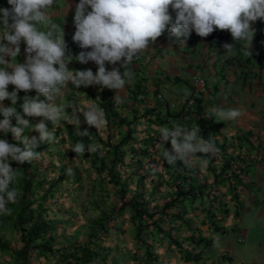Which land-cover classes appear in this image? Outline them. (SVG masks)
Segmentation results:
<instances>
[{"label": "rangeland", "instance_id": "rangeland-1", "mask_svg": "<svg viewBox=\"0 0 264 264\" xmlns=\"http://www.w3.org/2000/svg\"><path fill=\"white\" fill-rule=\"evenodd\" d=\"M75 31L68 33L67 44L74 57L81 51L91 50L82 49L73 41ZM68 67L75 71L92 66L91 61L84 64L73 59ZM14 87L10 84L8 90ZM131 87L120 96L129 94L126 114L120 113L123 104L116 102L115 89H102L100 85L76 88L68 83L52 100L53 104L64 107V115L72 123L61 120L54 127L50 120L45 121L54 132L55 140L50 144L39 143L36 148L39 155L30 163L11 162L13 168L20 169L15 186L22 195L8 205L12 209L10 215L0 214V242L6 245L0 247V264H78L82 255L71 254L85 244H90L95 254L90 264H264V217L257 218V211H253L264 210V184L259 187L251 179L258 157L264 160L261 136L257 139L243 133L231 137L235 140H225L213 127L206 131L209 119L203 118V126L199 127L191 116H181L179 106L166 108L164 105L157 114L153 111L157 107L152 108L150 101L138 105L132 101L137 96ZM25 95L32 98L39 95L41 100H46L36 90L21 91L16 107L22 115ZM3 103L11 106L10 100ZM91 105L105 113L106 122L99 130L90 127L79 113V109ZM25 118L30 121V128L44 120L38 116L25 115ZM12 123L16 124L15 118ZM79 123L81 131L87 129L86 136L90 137L82 142L86 147L95 145V152L77 154L71 149L80 140L74 141L67 127L76 132ZM176 124L200 129V135L215 142L218 151L197 154L191 167L183 163L178 167L169 165L162 152L171 148V143L157 146L159 129ZM203 130L206 133L201 134ZM24 134L39 137L34 129H25ZM7 136L0 132V138L7 139ZM121 141L125 143L115 152L113 146ZM120 153H123L121 160H117ZM226 162L246 167L247 189L243 192L239 187L237 199L229 191L226 176L214 179V172L220 173ZM185 181L196 185L208 183L210 187L195 203L186 201V209L178 218L174 217L177 207L161 217L165 204L174 198L177 185H184ZM125 202H135L145 208L146 214H156L152 218L144 216L138 235V221L133 220L130 207H123ZM21 213L24 217L19 222ZM37 218L51 224L52 240L46 248L38 250L48 237L38 239L24 258L22 230H29ZM153 219L160 220V229L153 227ZM148 221L149 227H146ZM95 222L107 224V228ZM51 248L52 252L48 251ZM59 249L69 250L67 259L60 258Z\"/></svg>", "mask_w": 264, "mask_h": 264}, {"label": "clouds", "instance_id": "clouds-1", "mask_svg": "<svg viewBox=\"0 0 264 264\" xmlns=\"http://www.w3.org/2000/svg\"><path fill=\"white\" fill-rule=\"evenodd\" d=\"M8 3L11 8H0V25L4 28L0 32V115L3 116L0 132L4 137L11 132L19 143L0 138V214L5 215L12 212L8 205L22 195L15 186L20 169L13 168L11 162L30 163L39 155L36 151L39 143L50 144L55 140L54 132L45 121L50 120L54 127L61 120L72 123L64 115V107L52 103L61 88L68 83L76 88L96 84L102 89L119 91L133 77L127 65L150 44H155L165 31L169 37L175 35L179 38L189 36L193 30L201 37H207L216 29L229 30L235 41H249L251 44L256 31L253 23L264 19V0H79L74 16L76 31L73 41L82 49L91 50L81 51L74 57L69 52L64 30L61 32L56 24L51 23L48 9L54 0H8ZM170 8L175 11V18ZM22 41L26 43V59L23 63H13L20 53ZM234 47L225 45L229 54ZM248 54L251 55L250 49ZM73 59L84 64L93 61L98 65V71H72L68 65ZM106 62L113 65L122 62L123 71L120 68L108 70ZM10 84L15 86L12 91L8 90ZM31 90L43 94L46 100H41L39 95L35 98L25 95L22 115L16 107L19 93ZM115 98L119 103V98ZM6 99L11 101V106L3 103ZM79 113L90 127L97 130L106 122L104 111L95 105L81 108ZM25 115L44 117V120L30 128L31 123ZM240 115L238 109L232 108L205 111L206 118L218 122L236 119ZM25 129H34L39 137L30 138L24 134ZM159 132L158 147L171 143V148L162 152L169 165L180 161L191 167L197 154L217 151L214 142L205 140L198 128L189 129L176 124L172 128L162 127ZM76 135L86 136L88 130L81 131L79 123ZM71 149L77 154L97 150L95 145L86 147L82 141Z\"/></svg>", "mask_w": 264, "mask_h": 264}, {"label": "crops", "instance_id": "crops-1", "mask_svg": "<svg viewBox=\"0 0 264 264\" xmlns=\"http://www.w3.org/2000/svg\"><path fill=\"white\" fill-rule=\"evenodd\" d=\"M78 4L79 0H54L48 9L51 23L56 24L61 32L64 30L67 44L70 40L68 33L76 30L74 16ZM0 8H11V5L8 0H0ZM88 10L91 11V8ZM170 12L175 18V11L170 8ZM252 26L256 31L251 44L249 41H235L229 30L220 35V30L216 29L207 37H201L193 30L189 36L179 38L175 35L169 37L165 31L155 44L149 45L150 50L147 48L134 57L130 64L132 69L127 65V70L133 74L132 84L129 86L131 82L126 83L118 92L115 90V96L123 104L120 113L126 114L129 109V94L120 97L121 92L125 93L132 86L134 96H137L132 101L138 105L150 101L152 108L157 107L153 110L157 114L164 105L166 108L168 105L179 106L181 116H191L194 123L206 118L205 111L212 108L238 109L241 115L236 119L219 122L213 119V130L220 132L225 140H235L231 137L244 133L257 139L261 136L264 141V19H258ZM3 31L0 25V32ZM226 44L235 46L231 54L227 53ZM249 49L251 55L248 54ZM26 56V43L22 41L20 53L13 63H23ZM91 66L90 69L96 73L98 65L91 61ZM77 67H80L78 63ZM106 67L108 70L120 68L123 71L122 62L115 65L106 62ZM195 77L206 81L204 92L195 90ZM204 133V130L201 131V134ZM261 144L264 147V142ZM253 168H250L253 175L250 178L260 187L264 184V160L261 156ZM253 211H257V218L264 217V210Z\"/></svg>", "mask_w": 264, "mask_h": 264}, {"label": "trees", "instance_id": "trees-1", "mask_svg": "<svg viewBox=\"0 0 264 264\" xmlns=\"http://www.w3.org/2000/svg\"><path fill=\"white\" fill-rule=\"evenodd\" d=\"M224 30H220L219 33L220 35H224ZM203 119H200L198 121L199 127L203 126ZM209 127L206 130L207 132H209L212 127H213V118L209 119ZM69 130V134L71 135V137L73 138V140H80V141H88L90 139L89 136H78L76 135V132L72 129L71 126L67 127ZM205 131V133H206ZM133 135V131L131 130L130 132V136ZM7 139L10 143H18L14 138L11 132L8 133ZM207 139H209V136H207ZM125 143V142H120L119 144H116L113 146V148L115 149V152H117L121 145ZM215 143V142H214ZM108 145H112L109 142H107ZM218 145V144H216ZM216 149H218V147H216ZM218 151V150H217ZM123 153H120L119 156L117 157V160H121ZM116 159V158H115ZM116 163V162H115ZM182 165V162L178 161L176 164L171 165L173 167H178ZM233 163L232 162H226L225 165L223 166L222 170L220 173H216L214 172V179L215 181H217L219 178H221L222 176H226L225 180H227L229 182V191L230 193L234 194L232 197L237 199V194L236 191L239 189V187H241L242 191L244 192L245 189H247L245 187V178H246V167L243 166L242 164H237L235 166H232ZM229 170L231 171L229 173ZM224 180V181H225ZM28 183L30 184L31 182L28 181ZM209 185L208 183H202V184H198L196 185L195 183H193L192 181H185V184H178L177 185V190L175 192V196L174 198L170 201L167 202L163 208V212L161 214V217H164L165 215H167V213H169L170 210H173L175 207L178 208L176 215L174 217L178 218L179 215L182 214L183 211H185L186 209V204L185 202H189V203H195L197 200H199L200 198H202L205 193L209 190ZM123 207H130L131 210L133 211L132 217L134 221H138L137 224V235L141 233L142 228H143V222H144V216H148V217H155L156 214H146L145 212V208L138 206L137 204H135V202H125L123 204ZM32 216L34 217V214H32ZM23 217L24 214H20L18 216V221L21 222L23 221ZM160 220L157 219H153L151 220V224L153 225L154 228L156 229H160ZM96 224L103 226L105 229L107 228V224H102L100 222H95ZM146 227H149V221L146 222ZM50 232H51V224L47 221L42 220L41 218H37L36 220H34L32 222V226L29 228V230H22V241L24 243V248L23 250H21V254L22 257H26L27 254L30 251L31 248V244L36 242L38 239H46L48 237V239L46 240V242H44L43 244H41L37 249L38 250H43L44 248H46V244L52 240V237L50 236ZM0 247L1 248H5L6 245L2 242H0ZM75 252H73L71 254V256H75L77 253H80L82 255V259L78 260L79 263L81 264V261H83V264H90L91 260L93 259V249L90 246V244H85L83 246L77 247L74 249ZM48 251L52 252V248L49 249ZM60 252V258L62 259H67L68 258V253L69 250L68 249H59ZM153 255H149V257H152ZM104 258H106V256H103Z\"/></svg>", "mask_w": 264, "mask_h": 264}, {"label": "built area", "instance_id": "built-area-1", "mask_svg": "<svg viewBox=\"0 0 264 264\" xmlns=\"http://www.w3.org/2000/svg\"><path fill=\"white\" fill-rule=\"evenodd\" d=\"M193 85H194L195 90H197L200 93L204 92L206 89L205 80L200 77H195L193 79Z\"/></svg>", "mask_w": 264, "mask_h": 264}]
</instances>
